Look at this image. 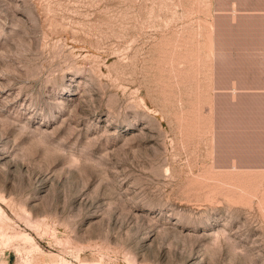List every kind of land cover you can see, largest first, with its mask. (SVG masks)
<instances>
[{
  "label": "rangeland",
  "instance_id": "obj_1",
  "mask_svg": "<svg viewBox=\"0 0 264 264\" xmlns=\"http://www.w3.org/2000/svg\"><path fill=\"white\" fill-rule=\"evenodd\" d=\"M264 264V0H0V264Z\"/></svg>",
  "mask_w": 264,
  "mask_h": 264
},
{
  "label": "crops",
  "instance_id": "obj_2",
  "mask_svg": "<svg viewBox=\"0 0 264 264\" xmlns=\"http://www.w3.org/2000/svg\"><path fill=\"white\" fill-rule=\"evenodd\" d=\"M40 264H46V263H45V257H44V259H43V262H42V263H40Z\"/></svg>",
  "mask_w": 264,
  "mask_h": 264
}]
</instances>
